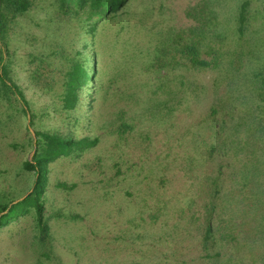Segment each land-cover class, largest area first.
<instances>
[{
    "label": "rangeland",
    "instance_id": "rangeland-1",
    "mask_svg": "<svg viewBox=\"0 0 264 264\" xmlns=\"http://www.w3.org/2000/svg\"><path fill=\"white\" fill-rule=\"evenodd\" d=\"M226 1L219 19L233 29V13L230 11L241 0ZM195 2L156 0L146 3L136 0L128 11L122 10L112 22L101 28L97 45L100 54L98 67L106 74V80L115 75L116 57L129 60L128 57L136 53L139 56L135 61L138 62L131 64L129 61V68L120 75L112 90L108 89L110 98L99 111H95L97 117L93 120L95 123L89 125L90 129L82 126L74 129L79 137L87 134L100 137V144L79 162L61 161L52 166L44 197L45 214L52 216L51 223L55 224L52 229V264H213L212 259L205 257L202 245L201 201L192 206L190 198L199 195L204 187V176L214 171L224 157L220 155L219 159L206 162L205 156L201 157L196 148L199 145L202 148V143L197 144L194 139L199 138V134H210L209 129L205 131L201 127L212 122V108L227 104L230 97L244 96L235 101L234 122L238 112L256 106L255 102L249 101V80L255 72L264 73V0H250L246 34L242 41H237V36L230 32L214 39L210 35L201 50V57L211 60L213 56L208 53L206 45L222 47L223 60L230 63L236 57L228 52L235 51L234 45L238 44V52H243L242 66L239 67L243 77L235 85L237 90H230L227 79L232 69L225 62L221 74L192 69L183 59L170 71V83L166 89L175 95L172 117L166 116L165 123L158 127L144 120L122 138L115 132L120 112L124 111L123 99L115 93L116 89L130 87L132 82H137L140 87L155 78V74L140 71L139 62H148L153 56L155 34L161 30L191 26L184 11ZM42 11H33L18 23L13 44L22 47L21 56L28 50V44L21 42L25 40V33H39L41 30L36 23L42 22ZM19 76L20 84L30 96L33 91L27 85L24 69H20ZM140 91L142 97H148L146 90ZM33 98L42 104L48 101H41L37 96ZM256 103L260 100L257 99ZM97 104L102 105L100 99ZM140 109L135 106L133 112L137 114ZM227 111L231 112L230 108L221 111L218 118H228ZM10 113L7 105L0 103V196L8 194L18 198L24 197L33 185L34 177L21 169L23 160L31 158L32 154L10 148L12 143L23 145L29 139L28 120L17 114L14 121L9 122ZM11 114L14 116L15 113ZM125 120H128L127 115ZM231 121L228 120V126ZM46 124L67 131L57 119ZM143 132L149 134L150 139L140 138ZM229 154L228 160L231 161L232 152ZM116 164L120 170L115 168ZM224 170L229 175L228 169ZM62 181L69 185L74 183L77 187L71 192L58 189L56 184ZM55 213L60 216L55 217ZM74 215L79 218L69 221L68 216ZM33 235L30 217H22L0 229V264H37L40 253L34 245ZM253 246L252 253L229 246L223 253L224 258L232 257L233 262L242 258L247 263L253 258L256 264H261L259 256L264 252V245L257 242Z\"/></svg>",
    "mask_w": 264,
    "mask_h": 264
},
{
    "label": "trees",
    "instance_id": "trees-1",
    "mask_svg": "<svg viewBox=\"0 0 264 264\" xmlns=\"http://www.w3.org/2000/svg\"><path fill=\"white\" fill-rule=\"evenodd\" d=\"M135 1L0 0V103H5L9 112L15 113L14 116L9 114V122H13L17 114L28 120L27 143H12L10 148L32 154L31 158L23 160L21 169L34 177L33 185L24 197L0 196V229L22 217H30L34 231L32 238L40 253L37 264H52L54 258L52 229L55 224L51 223L52 216L45 214L44 198L52 166L61 161L79 162L100 144V137L90 134L79 137L74 129L80 126L90 129L89 125L95 123L93 120L97 117L95 111H99L110 98L108 89L112 90L117 84L130 62H138L135 61L139 56L136 53L128 57L129 60L116 57L115 75L106 80V74L98 67L100 54L97 49L101 28L112 22L122 10L128 11ZM155 1L143 0L146 3ZM226 3V0H196L184 11L191 26L178 30L170 28L155 34L153 56L148 62H139L140 71L155 74V78L140 87L137 82H132L130 87L116 89L115 93L124 103V111L121 110L115 128L120 138L133 132L144 120L158 127L165 123L166 116L172 117L175 95L166 89L170 83V71L178 67L181 60L188 61L192 69L224 72V49L206 45L213 58L203 59L204 41L210 35L214 39L229 32L237 36V41H242L246 34L250 0H241L236 8L231 9L233 29L219 19ZM33 11L44 13L42 22L36 23L41 30L39 33H25V40L21 42L28 44V50L21 56L22 47L14 45L13 40L17 36L18 23ZM234 48L235 51L228 53L235 55L236 59L225 62L232 69L227 79L230 90H237L235 85L243 77L239 73L243 52H238L236 43ZM20 69L27 74L25 80L33 91L30 96L20 84ZM163 72L167 74L163 75ZM249 82V101L255 102L256 106L238 112L234 122L235 101L244 96L230 97L227 104L212 108V122L201 127L205 131L209 129L210 134H199V138L194 139L195 143H202V148L201 145L196 148L201 157L205 156L206 162L215 161L220 155L224 157L214 171L204 176V187L199 195L190 198L192 206L201 201L202 245L205 257L212 259L213 264H256L253 258L249 263L242 258L234 262L232 257L225 260L223 253L229 246L252 253L254 243L264 245V105L261 103L264 102V73L255 72ZM141 89L146 90L147 98L141 96ZM33 96L48 101L42 104ZM98 99L102 105L97 104ZM257 99L260 103H256ZM135 106L141 108L137 114L133 112ZM227 108L231 110L227 111L228 118H218V114ZM126 115L128 120H125ZM55 119L67 127L66 132L46 124ZM231 119L232 124L228 126ZM140 138L150 139L146 132L140 134ZM229 152L233 156L231 161L228 160ZM115 168L120 170L119 164ZM224 168L228 169L229 175ZM56 187L71 192L77 185L62 181ZM54 216L60 215L55 213ZM68 217L69 221H74L79 215ZM259 258L264 264V252Z\"/></svg>",
    "mask_w": 264,
    "mask_h": 264
},
{
    "label": "water",
    "instance_id": "water-1",
    "mask_svg": "<svg viewBox=\"0 0 264 264\" xmlns=\"http://www.w3.org/2000/svg\"><path fill=\"white\" fill-rule=\"evenodd\" d=\"M34 134V133H33Z\"/></svg>",
    "mask_w": 264,
    "mask_h": 264
}]
</instances>
